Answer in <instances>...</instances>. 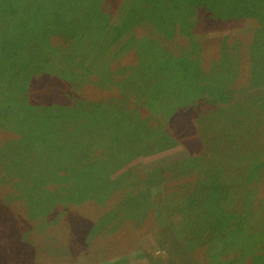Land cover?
Masks as SVG:
<instances>
[{"label": "trees", "instance_id": "trees-1", "mask_svg": "<svg viewBox=\"0 0 264 264\" xmlns=\"http://www.w3.org/2000/svg\"><path fill=\"white\" fill-rule=\"evenodd\" d=\"M5 1L7 4L14 2L0 0V24H5L0 27V55L5 54V57L15 62L18 54L25 52L23 49L28 50L31 47L34 38H40L41 45L44 44V38L49 42L50 30L46 28V23H34L33 33L30 28L24 27L15 19L16 12L10 13L6 4L3 6ZM65 1L62 3L65 4V8L62 10L59 1L18 0V3L26 5L27 2L30 8L28 12L33 15L55 18V23L52 24L55 31L60 32L57 33L58 38L66 37L63 35L66 31L78 32L74 29L75 26L70 25V22L66 23L65 20L82 16V13L84 18L92 15L100 23L84 24V33L94 34L93 37H97L98 34L103 36V39L110 40L111 47L118 41H123L124 46L117 49L121 53L128 50V46L130 48L131 45V42L124 38L127 23L131 20L135 22L133 24H137L138 19L146 17L144 14L146 10L161 11L162 16L159 17L163 18L165 24L160 26L165 30L173 29L175 25L179 27L182 22L179 8L186 3L192 4L193 7L190 16L193 14L198 16L203 10L208 17L219 19L215 17L214 9L207 6V0H122L118 9V15H121L122 20L118 24L111 21L112 10L108 7V3L113 0ZM134 1L135 5L130 7ZM55 3H59V6H53ZM3 7L6 8L5 11H1ZM187 17L188 15H185V18ZM221 19L222 21L252 19L258 24L254 35L259 40L252 41L253 46L250 43L247 54L244 53L245 50L243 51L242 56H246L250 62L251 80L247 86L242 87L249 89L253 84L260 83L259 81L264 83V0H241L239 8L234 10V13ZM196 22L193 24L189 21V26H195ZM193 29L185 32L191 39V48L194 51L198 49V43L192 34ZM75 36L67 35L66 38L72 40ZM105 47L109 45L106 44ZM66 48L68 47L65 46ZM139 48L143 51L144 58L155 52L154 46L149 48L146 43L143 45L140 42ZM161 49L156 48L159 51ZM37 54H33L35 60L32 66L30 61L25 62L26 70L29 72L35 73L40 70L36 64L37 60L46 63L45 55ZM229 57L225 63L232 78L231 72L238 71L239 61L234 54ZM12 65L21 68L24 64ZM5 68L8 70L2 69L3 80L11 82V78L22 79L18 71ZM61 80L67 83L66 79ZM225 85L227 84H213L210 96L205 92L206 95L197 97L185 107L177 108L175 105L177 109L175 114L170 112L174 104H177H173L172 96L166 101L159 92H154L159 98L153 100L149 94L151 92L146 90L142 92L141 87L136 84L129 85V89L121 88L122 91L119 90L114 96L115 91L112 87L104 84L102 87L99 86V89L106 91L95 100H75L70 104L51 102L45 106L34 104L32 107H39L36 108L35 115L33 114L29 120L20 121V126L14 127L13 120H9L7 130L9 132L16 130L18 136L13 137L12 142H3L0 156L6 157L9 148L15 146L18 158L16 160L5 158L4 166L8 174L11 175L10 171L16 176V183H0L1 188L12 189L15 192V196L7 193V196L0 198V264H41L39 259L44 260V255H47L45 260L49 258V262L53 261L54 264H69L67 260L70 256L72 258L69 261L77 260L81 256L87 257L90 262L101 261V252L99 254L95 250L94 240L97 238L101 222L106 224L112 214L107 213L99 223L86 217V207L89 203L104 206L114 193L118 191L126 193L129 189L125 181L127 173L121 174L118 178H114V175L137 158L167 149L170 145L168 141L172 140L174 143L175 139L170 131L164 130V126L172 127L176 120L180 131L176 137L187 139L190 143L187 144L188 147L195 146L189 157L181 164L191 163L190 169H195L206 176L205 179L198 180L197 186L185 198L184 196L181 198L187 201L182 210L194 214L199 211L203 214L210 196L216 195L214 189L220 187L222 193L218 196L235 201L234 203L239 205L231 208L230 214L237 211L238 218L246 220L244 225L242 222L239 223L240 229H228V235L220 234L221 230L216 235L206 238L201 245L206 246L215 240L220 241L224 248H217V252L213 249L209 256L222 260L228 258L232 251H243L248 244L258 243L263 246L260 249L261 253L252 254L248 264H263L264 197L263 200L257 198V191L260 189L263 190L264 196V170L261 172L258 170L261 168H257L263 160L260 159L261 156L253 162L251 155L260 146L258 137L261 127L264 126V99L257 103L260 111L257 112L255 108L251 110V106H246L247 103H232L223 91ZM170 86L168 85L169 88ZM95 93L100 92L98 90ZM130 94H135L138 98L130 97ZM103 96H106L104 100ZM67 97H70V94H67ZM245 109L246 112H243ZM151 115L157 116L160 125L154 124L156 117L153 118ZM201 115L204 117L203 126L198 130L194 119ZM238 118L243 121H237ZM193 128L199 134H194ZM223 148L227 151H223ZM237 170L242 173L234 174L233 172ZM237 176L240 179H237ZM14 179L12 176L6 178L9 181ZM148 182H141L138 179L136 186H144ZM255 187H258V190ZM13 197H19L25 203L26 211L20 212V216L11 211L12 207L7 203ZM129 202L133 204L132 208L129 206L127 208ZM143 205L139 198L136 200L125 198L121 205L122 216L128 215L129 209L140 211ZM256 216L260 217L258 225H262L260 227L263 230L252 233L253 217ZM212 218L206 217L207 222ZM202 220L204 221V218ZM23 225H31L32 228L40 230L36 234L39 237L35 241L38 242L29 241L32 239L28 236L31 230H26ZM58 235L70 237L61 241ZM229 240H232L233 244ZM77 261L74 264H83Z\"/></svg>", "mask_w": 264, "mask_h": 264}, {"label": "rangeland", "instance_id": "rangeland-1", "mask_svg": "<svg viewBox=\"0 0 264 264\" xmlns=\"http://www.w3.org/2000/svg\"><path fill=\"white\" fill-rule=\"evenodd\" d=\"M13 1L12 4H7L5 1L3 6L6 4L10 13L16 12L15 19L24 27L30 28L34 33L32 24L46 23V28L52 33L49 32V42H47V38H44L43 45H41L40 38H34L31 47L28 50L23 49L25 52L19 53L15 62L5 57V54L0 55V149L3 147V142H12V138L18 136L16 130L13 132L7 130L9 129L7 128L9 120H13L14 127L20 126V121L29 120L37 111L36 108H39L32 107V105L45 106L51 102L70 104L75 100L92 101L100 98L106 91L99 89V86L102 87L104 84L112 87V90L115 91L114 96L119 93L121 88L129 89V85L132 84L139 85L142 92L145 90L151 92L149 94L153 100L159 98L154 92H159L166 101L172 96L173 104L177 103L170 110L173 114L177 113L175 105L177 108L185 107L190 101L204 96L205 92L210 96L213 84H227L223 91L232 103L244 102L247 103V107L251 106V110L255 108L257 112L260 111L257 103L264 99V83L259 81L260 83L253 84V87L250 86L249 89L242 87L247 86L251 80L250 62L246 56H242L243 51L245 50L244 53L247 54L251 42L255 39L259 40L254 35L258 24L252 19L220 20V18L234 13V10L239 8L241 0H207V6L214 9V15L219 19L208 17L203 10L198 16L196 14L190 16L193 7L192 4L186 3L179 8L182 20L179 27L177 28L175 25L173 29L168 28L167 30L160 26L165 24L163 18L159 17L162 16L160 10H146L144 13L146 17H142V20L138 19L137 24H133L135 22L131 20L127 23V33L124 38L129 40L131 45L130 48L128 46V50L124 49L123 53L117 50L124 46L123 41H118L111 47L110 40L103 39V36L98 34L97 37H93L94 34L84 33V24L100 23L92 15H87V18H84V13H82V16L73 17L69 21L65 20L66 23L70 22V25L75 26L74 29L78 31L76 33L63 32L66 37L67 35H76L72 40H68L66 37H57V33L60 32L55 31L54 24H52L55 23V18L33 15L28 12L30 8H28L27 2L26 5H21L18 0ZM30 1L33 2V0ZM52 1H59L61 10L65 8V4H62L66 2L65 0ZM121 1L113 0L108 3V7L112 10L110 13L113 24H118L122 20L121 15H118ZM135 3L136 1L132 2L130 7H133ZM56 5L59 6V3L53 4V6ZM5 10V7L1 9V11ZM33 11L36 10L33 9ZM39 12L41 14V11ZM185 15L188 17L185 18ZM189 21L193 24L198 22L195 23V26H189ZM121 23L123 22L121 21ZM4 25L0 24V27ZM192 28H194L192 34L198 43V49H194V51L191 48V39L185 32ZM14 30H12L13 33ZM140 42L143 45L146 43L149 48L154 46L155 52L144 58L143 51L139 48ZM106 44L109 47H105ZM65 46L68 48L65 49ZM157 47L162 49L156 50ZM227 49L229 53L226 52ZM37 53L45 55L46 63L37 60L36 64L40 70L32 73L26 70L25 62L30 61L32 66L35 60L33 54ZM231 54L236 55L239 61V63L237 62L238 71L231 72L232 78L225 63L227 59H230L229 55ZM14 63H23L24 65L20 68L17 65H12ZM5 67L18 71L22 79L11 78V82L3 80L1 78L3 76L2 69L8 70ZM203 72H205L204 75ZM60 78L66 79L67 83ZM168 85H171L170 88ZM216 87L220 88L218 85ZM98 90L100 93H95ZM67 94H70V97H67ZM132 96L135 99L138 98L135 94H130V97ZM105 98L106 96H103L102 99ZM243 112H246V109ZM58 113L61 112L58 111ZM261 113L263 118V112ZM152 117H156L154 124L160 125L157 116ZM203 119L202 115L194 119L198 130L202 129ZM236 120L243 121L241 118ZM178 126L177 120L172 127L164 126V130L170 131L175 139L174 143L172 140L168 141L169 149L137 158L114 175V178H118L121 174L127 173L125 181L129 189L126 193L121 191L114 193L104 206L89 203L86 207V217L99 223L107 213L112 214L106 224L101 222L97 238L94 240L95 250L99 254L101 252L102 260L97 263L90 262L87 257L81 258V256V259H77L78 261H69L72 258L70 256L67 260L69 264H74L76 261L83 264H248L252 254L261 253L260 249L263 246L258 243H250L243 251H232L229 259L225 257L221 260V258L214 259L209 255L212 254L213 249L215 252L218 251L217 248L223 249L224 244L215 240L212 244L201 245L206 238L216 235L221 230L220 234L228 235V229H240L239 223L242 222L244 225L246 220L238 218L239 212L237 211L230 214V209L239 205L234 203L235 201L218 196L222 193L220 187L214 189L216 195L210 196L203 214L199 211L194 214L191 211L182 210L187 201H183L181 198L183 196L185 198L197 186L198 180L205 179L206 176L205 174L201 175L195 169H190L189 165L192 167L190 162L189 165L181 164L189 157L195 146L188 147L187 144L190 143L187 139L176 137L180 132ZM193 132L194 134L198 133L194 128ZM260 132L258 137L260 146L257 147L258 151H256L257 149L253 151L251 159L254 162L255 159L262 156L260 159L263 160V163L257 167L261 168L258 170L262 172L264 170V126L261 127ZM9 149L6 157L0 156V183H16V176L12 175L13 173L10 171L11 175L8 174L4 168L5 158H15V160L18 158L17 148L11 146ZM223 151L226 152L227 149L223 148ZM255 165L257 164L255 163ZM233 173L238 175L242 172L237 170ZM10 176L15 179L6 180ZM236 178L240 179L239 176ZM138 179L141 182H149L144 186H136ZM12 183L10 185L13 186ZM252 185L255 186L254 183ZM255 188L258 190V187ZM140 192L143 194H139ZM262 192L261 189L257 191V198L260 200H263L264 197ZM7 193L15 196L14 190L0 187V198L7 196ZM125 198L133 200L139 198L144 205L140 211L135 212V210L129 209L127 211L129 216L126 214L122 216L121 205ZM11 199L7 202L12 207L11 211L20 216V212L26 211L25 203L19 197ZM128 206L132 208L133 204L129 202L127 208ZM209 216L214 218L209 220L210 223L206 220V217ZM260 221V217H253L252 233L263 230L262 225H258ZM23 226L26 230H31L28 236L32 239L29 241L38 242L35 240H38L36 238L39 236L36 234L40 230L36 227L32 228L31 225ZM223 227L226 229L224 230ZM72 235L70 234V236ZM58 236L61 237V241L70 237L67 235ZM229 242L233 244L232 240ZM192 247L193 249H191ZM46 256L44 255V260L39 259V262L54 264L53 261L49 262V258L45 260ZM56 259L57 257L54 258V260Z\"/></svg>", "mask_w": 264, "mask_h": 264}]
</instances>
